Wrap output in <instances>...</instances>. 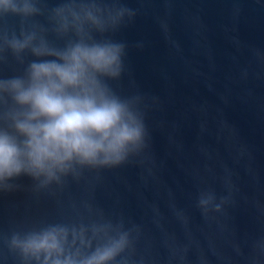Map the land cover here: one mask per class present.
Instances as JSON below:
<instances>
[{
	"label": "water",
	"instance_id": "95a60500",
	"mask_svg": "<svg viewBox=\"0 0 264 264\" xmlns=\"http://www.w3.org/2000/svg\"><path fill=\"white\" fill-rule=\"evenodd\" d=\"M121 2L136 15L107 34L128 45L126 70L110 83L145 96L149 146L64 185L9 181L15 187L0 190V264H20L5 237L53 221L122 222L134 229L130 264H264V0ZM0 27L18 33L20 17ZM20 69L9 54L0 76ZM202 191L215 193L219 211L198 207Z\"/></svg>",
	"mask_w": 264,
	"mask_h": 264
},
{
	"label": "clouds",
	"instance_id": "9594fccd",
	"mask_svg": "<svg viewBox=\"0 0 264 264\" xmlns=\"http://www.w3.org/2000/svg\"><path fill=\"white\" fill-rule=\"evenodd\" d=\"M9 15L20 17V28L0 27V65L10 54L21 69L0 76V190L15 187L9 181L21 175L36 190L64 185L86 169L140 157L150 141L148 105L145 96L123 95L110 83L126 70L128 45L107 35L136 10L121 0H59L51 8L45 0H0V20ZM215 201L214 192L202 191L197 203L207 213L220 210ZM133 231L122 222L53 221L5 240L20 264H130Z\"/></svg>",
	"mask_w": 264,
	"mask_h": 264
}]
</instances>
